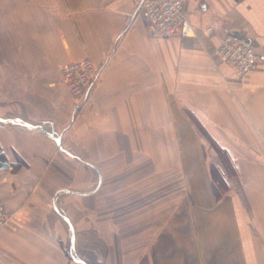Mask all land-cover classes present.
Instances as JSON below:
<instances>
[{
    "label": "crops",
    "instance_id": "0c3cea01",
    "mask_svg": "<svg viewBox=\"0 0 264 264\" xmlns=\"http://www.w3.org/2000/svg\"><path fill=\"white\" fill-rule=\"evenodd\" d=\"M138 1L0 0V264H89L66 208L105 181L100 225L141 235L90 225L94 264H264V0H182L191 38L149 36ZM225 34L259 56L245 78L213 53ZM84 57L99 73L73 112L59 70ZM202 132L235 158V191L215 195Z\"/></svg>",
    "mask_w": 264,
    "mask_h": 264
},
{
    "label": "built area",
    "instance_id": "2783aa9c",
    "mask_svg": "<svg viewBox=\"0 0 264 264\" xmlns=\"http://www.w3.org/2000/svg\"><path fill=\"white\" fill-rule=\"evenodd\" d=\"M137 13L147 33L153 38L195 36V29L188 20L182 0H140L137 3ZM205 30L210 32L211 28L206 27ZM213 53L220 61L230 65L240 79L245 78L258 66L259 56L254 47L230 35L220 37ZM59 72L70 93L78 103H81L99 69L89 58L84 57L62 65ZM9 216L4 204L0 202V227Z\"/></svg>",
    "mask_w": 264,
    "mask_h": 264
},
{
    "label": "rangeland",
    "instance_id": "374dc122",
    "mask_svg": "<svg viewBox=\"0 0 264 264\" xmlns=\"http://www.w3.org/2000/svg\"><path fill=\"white\" fill-rule=\"evenodd\" d=\"M21 8L22 7H17L15 11L19 12V9H21ZM53 8L54 7H50L49 9H53ZM60 79L62 81L61 76H60ZM69 93H70V91H69ZM73 98L75 99L74 96H73ZM83 102H84V99L82 100L81 103H78L75 100L73 112H75L77 110V108ZM202 135L204 136V139L210 143V146H211V148L206 150L205 152L208 155V171L210 174V180H211V184L213 186V189L215 186V185H213V183L215 184V182H216V181L214 182L212 180L214 178L215 180L220 179L224 183V185H223L224 188L220 191V193H223L224 191H227V190H234L235 191L239 185L238 173H237L238 168H237V166H235L236 164L234 163L235 158H233L230 155L229 151H226L224 149L219 148L214 141H211V137L209 138L203 132H202ZM145 153H147V152H143L140 150L134 151V157L135 158H138L139 160L141 158H143V163H144V166H142L143 175H148L150 180H151V178L152 179L155 178V176H160L161 178H160L159 183H158V181L157 182L153 181V182H148V185H146V182H143V185H140V186H141V188H143V190L148 189V186H149V189H152V188L156 189V183H158L157 188H159L158 190L160 191V197H161V195L163 193H165L164 191H166V193H167L168 191H171L172 188H170L168 186V185H170V183L164 182L163 173L160 175V169L158 171H156L155 166L151 165V164H153V160H154V159L152 160L151 151H150V155H148V156H146ZM144 155L147 158H149L148 165H147V158H145ZM133 168H134V171H133L134 173H137L139 170H141L140 166L133 167ZM152 174H155V175H152ZM155 179H153V180H155ZM138 183H140V182H138ZM109 185L110 184L107 181H105L103 183V186L101 188L102 189L101 193L100 194L98 193L97 197L95 196L97 199L94 198V196L86 197L84 199V208H81V207L77 208L76 206H67V208H66L68 210L67 214L72 218V221L74 222V224L78 228L77 232L79 233V238H80V242H81V246H82V248H80V251L82 249V255L86 258V260L89 264H94V262H95L94 256H92V254H91V252H92L91 248L92 247L89 244L93 243L92 242L93 238L96 237L93 233V230L92 231L90 229L88 230V228H92V226H90V225H97L98 228H100L101 226L104 227L105 231L101 230V231H103L101 233L102 237H108V236H112V237L113 236H116V237H126L127 236V237H130V236H134L133 234H135L136 232H137L138 236L141 235L140 229H141L142 225H134V226L130 227L129 229L123 228L124 225H110L109 226V227H111V234L110 235H109V231H108V225H100V222L108 221V216H109V214L106 212L107 208L103 207V205H104V203L107 204L106 201H107V199L109 200L110 196L115 195V193L112 195L109 194V192H108ZM128 191L131 194H133V196L135 195L134 191H132V190H128ZM99 195H101L100 200L102 202V206L100 207V209L98 208V205H99L98 196ZM126 195L130 196L129 193H127ZM139 196H140V194H139ZM111 202H114L113 197L111 198ZM113 216L115 217L114 214H113ZM122 216H124V214ZM143 226H145V225H143ZM69 241H70V243H71L70 245L72 247V239H71L70 235H69ZM71 247H69V248H71ZM96 264H98V263H96Z\"/></svg>",
    "mask_w": 264,
    "mask_h": 264
},
{
    "label": "water",
    "instance_id": "95a60500",
    "mask_svg": "<svg viewBox=\"0 0 264 264\" xmlns=\"http://www.w3.org/2000/svg\"><path fill=\"white\" fill-rule=\"evenodd\" d=\"M238 39L242 40V41L245 42V43H249L248 40L241 39V38H238ZM66 153H67V152H66ZM67 154L72 155V154H70V153H67ZM0 165L5 166L6 163H5V162H0ZM71 192H76V191H71ZM55 210H56V209H55ZM56 213H57V215H58L59 217L62 218V215H61L57 210H56ZM68 226H69V235L71 236V239H72V247H73L72 260H73V261H77V256H76L75 251H74V250H75V245H74V234H73V231H72V227H71V225H68Z\"/></svg>",
    "mask_w": 264,
    "mask_h": 264
},
{
    "label": "trees",
    "instance_id": "16d2710c",
    "mask_svg": "<svg viewBox=\"0 0 264 264\" xmlns=\"http://www.w3.org/2000/svg\"><path fill=\"white\" fill-rule=\"evenodd\" d=\"M212 180H213L214 182L216 181L215 184L213 183V185H215V186H214V192H215V195L218 197V196H220V194H221L220 191L224 188V187H223L224 183H223V181L220 180V179H216V180H215V179L213 178ZM213 181H212V182H213ZM215 189H216V190H215ZM216 191H217L218 193H217Z\"/></svg>",
    "mask_w": 264,
    "mask_h": 264
}]
</instances>
